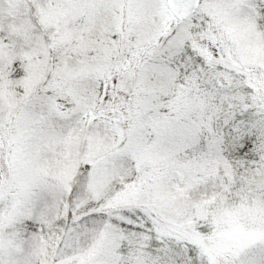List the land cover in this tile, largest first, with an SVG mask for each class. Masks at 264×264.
<instances>
[{
  "label": "snow or ice",
  "instance_id": "6c2138e0",
  "mask_svg": "<svg viewBox=\"0 0 264 264\" xmlns=\"http://www.w3.org/2000/svg\"><path fill=\"white\" fill-rule=\"evenodd\" d=\"M0 264H264V0H0Z\"/></svg>",
  "mask_w": 264,
  "mask_h": 264
}]
</instances>
